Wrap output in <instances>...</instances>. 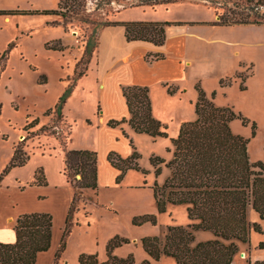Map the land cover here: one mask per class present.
Instances as JSON below:
<instances>
[{"label":"rangeland","instance_id":"obj_1","mask_svg":"<svg viewBox=\"0 0 264 264\" xmlns=\"http://www.w3.org/2000/svg\"><path fill=\"white\" fill-rule=\"evenodd\" d=\"M59 1L0 0V11L21 12L9 16L0 15V176L9 164L16 144L24 141V151L30 156L25 167L12 170L4 178L2 185L5 189L17 185L18 177H22L24 181L35 179L39 171H42L46 179H58L64 170L62 146L68 143L70 125L72 140L81 142V146H94L99 117L106 119L110 116L109 109L99 97L95 61L93 62L99 53L101 34L105 30L96 28L97 24L178 22L187 30L189 47L192 46L193 50L190 56L195 59L205 58L202 47L209 49L217 45L200 43L192 34L209 39L222 38L227 42L226 45L218 44L225 52L222 61L186 66L185 78L181 84L186 86L187 93L181 92L175 96L159 91L160 88L155 89L154 102L157 109L160 108L163 112L158 115L161 114L169 137L153 139L146 134L133 132L129 146L132 155L136 152L139 156V170L127 171L118 183L120 173L110 187L99 186L96 193L86 191L87 199L78 205V209H81V230L72 235L69 253L81 248L82 252H93L100 261L107 256L108 243L117 239L121 242L115 248L114 255L120 259L132 256L135 264H142L144 261H150L151 264H176L173 258L166 256L160 261L152 260L142 245V240L146 237L163 240L168 227L192 224L185 205L168 204L165 213L158 212L154 187L162 186L171 176V171L162 165L160 175L156 176L151 160L154 157L166 162L173 159L171 140L177 138L184 123L197 119L196 86L200 85L204 91L205 88H215L219 77L227 74L233 76L239 70L244 78L254 71L246 84L247 91L242 92L239 79L233 77L234 82L225 101L250 123L243 124L242 121L235 120L231 124L232 130L235 134L249 139L251 160L264 163V26H242L233 31L231 28L213 26L212 23L218 20L216 9L219 14L226 13L228 9H234V3H241L242 0H177L157 5L140 4V0H83L88 23L71 15L63 21L61 16L43 13L57 9ZM108 1H112V4H108ZM218 29H222L224 34H217L215 37L210 35V31ZM110 38L112 37L107 36L108 40ZM113 40L117 42L118 39L115 37ZM89 41L96 44L91 59L93 63L89 64L87 75L78 82L76 93L74 94V89L66 101L63 114L67 113L68 124L54 111L48 115L46 113L57 106L60 98L71 86L76 66L81 61ZM235 43H240L238 49L246 47L245 45L255 48L253 68L249 65L238 68L235 64L236 58L231 55L236 49ZM99 109H106L107 113L99 114ZM35 121L38 124L30 126ZM93 123L94 126H91ZM252 123L257 124L255 130ZM123 127L125 126L113 129ZM119 142L117 144L120 148L126 147L123 140ZM108 146L109 144L106 145ZM92 150L100 157L96 148ZM111 153H116L122 159L132 156L124 158L112 150L108 153V162ZM145 216H153L155 224L150 221L142 222ZM257 237L253 234L251 242L256 243ZM213 239L212 233L199 232L194 245ZM238 245L240 252L233 264H249L251 260L248 246Z\"/></svg>","mask_w":264,"mask_h":264},{"label":"trees","instance_id":"obj_2","mask_svg":"<svg viewBox=\"0 0 264 264\" xmlns=\"http://www.w3.org/2000/svg\"><path fill=\"white\" fill-rule=\"evenodd\" d=\"M105 1V0H103ZM177 0H140V4L157 5ZM107 2V1H106ZM112 4V1H108ZM234 9L219 14L214 26L264 25V0H242L234 3ZM83 0H60L57 9L43 12L50 16H61L63 21L71 15L81 22L88 23ZM20 11L4 12L0 15L20 14ZM123 26L128 42H148L155 46H163L166 42V28L171 23L162 22H108L97 24L99 30L108 27ZM92 40V38H91ZM92 44V45H91ZM92 46V47H91ZM96 44L87 42L84 55L77 64L71 86L65 91L53 111L62 119L63 109L68 97L77 87L78 82L87 75ZM155 58L163 59L157 55ZM153 57V59H155ZM242 82L246 78L236 76ZM234 82L228 78L220 82L221 87H229ZM245 90L244 85L240 88ZM198 93L195 111L197 119L184 123L177 138L172 139L173 159L170 162L154 157L151 160L156 176L161 173L162 165L170 171L171 176L162 186L155 185L154 198L157 210L165 213L167 205H185L192 224L188 226H171L167 228L164 239L146 237L142 240L145 252L152 260L160 261L163 256L173 258L176 264H233L239 254L238 244L250 247L251 232L262 233L259 225H251L248 211L252 208L264 221V163L253 162L249 155V139L233 132L231 124L240 120L249 124L241 113L231 107H219L215 103L214 93L208 96L204 89L196 86ZM169 94H175L168 90ZM130 117L129 119L111 120L112 128L129 124L137 134H146L153 139L168 138L167 127L153 115V106L148 87L130 86L123 88ZM101 109H99V112ZM34 122L30 126H36ZM252 123V128H257ZM68 143L62 146L65 157L64 174L74 189V197L63 231L60 247L53 264H60L67 248V240L72 232L74 213L80 202L87 199L85 192H97L98 189V156L89 150H69L72 126L67 133ZM24 142V141H23ZM23 142L13 148V156L0 176V187L4 178L15 168L27 165L30 156L24 151ZM113 167L120 171L117 182L129 170H139V156L135 152L130 158L122 159L116 153L108 157ZM80 176V179H78ZM36 186H47L42 171L36 173ZM142 222L155 224L153 216H145ZM141 222V223H142ZM16 242L6 244L0 242V264H36L39 254L51 248L53 234V217L48 213H34L20 216L14 226ZM198 232H210L214 239L194 245ZM121 241L112 240L106 247L107 261L103 264H135L132 256L120 259L114 250ZM127 243V241H123ZM264 250V243L259 245ZM80 264H100L96 255L82 254ZM142 264H151L144 261ZM252 264V262H249ZM254 264H264L256 262Z\"/></svg>","mask_w":264,"mask_h":264},{"label":"crops","instance_id":"obj_3","mask_svg":"<svg viewBox=\"0 0 264 264\" xmlns=\"http://www.w3.org/2000/svg\"><path fill=\"white\" fill-rule=\"evenodd\" d=\"M163 22H169L172 25L166 28L167 39L165 44L161 47L142 41L128 42L125 37V29L120 25L105 28L101 34L99 53L93 62L95 61L97 84L100 91L99 97L101 102L105 104L107 109H109L110 116L106 119H104L103 116L99 117L97 133L93 141L94 146H91V148L89 146H81V142L78 143L72 140V136L71 141L68 144L69 150L93 151L92 149L96 148L97 151L100 152V157H98V188L99 186L102 187L106 185L110 187L120 174V171L117 169L115 170L107 161L109 151L115 150L124 158L132 155L129 141L132 139V133L134 130L130 125L125 124V127L121 129H113L108 125L111 120L129 119L130 117L129 109L123 96V88L130 86L148 87L150 89L153 115L157 120L162 122L163 118L160 116L161 114L158 115V113L163 112L160 108L157 109L153 98L155 89L160 88L161 90L159 89V91L167 93L170 89L175 92V94H173L175 96H178L181 92L185 94L188 90L186 89V86L181 83L185 78L184 72L186 66L191 67L195 63L200 62L212 64L213 61H222L225 57L224 50L221 46H218V44L222 45L221 43H223V45L227 44L222 38L209 39L199 34H192L191 36L197 38L200 43L203 42L211 46L215 44L217 45V47H210L209 49H204L202 47L205 58H192L190 56V52H193L192 46L189 47L187 30L183 25H179L178 22ZM242 26L250 25L230 26L224 27V29L231 28L233 31L236 30L235 28ZM222 27L217 26L216 28ZM209 33L214 37L217 34H224L222 29L210 31ZM107 36L112 37L113 39L116 37L118 40L117 42L112 38H110L111 40H108ZM239 44L240 43L234 44L236 49H234L231 54L236 58L235 64L238 65V68L244 65H249L251 67L252 65L254 66V59H256L255 48H248V46L245 45L246 47L238 49ZM157 55L163 56V59L158 60L155 58ZM153 57L155 59H153ZM93 62L91 61L90 64ZM239 74L242 73H239L238 70L233 76L228 74L222 75L218 79L217 87L210 89L205 88V92L208 96H212L214 93L216 94L215 103L217 106L231 107V104L225 101V98L232 85L229 87H221L220 82L228 78L236 77ZM253 75L254 71H251L245 82H242V80L238 78L240 88L242 84L245 87L244 91L240 89L242 92L247 91L246 84ZM75 93L76 89L74 91V94ZM231 108L234 109V107ZM100 113L106 114V109H103V111L101 109L99 114ZM66 114L67 113L63 114V118L69 124V117H67ZM91 126H94V123ZM119 140L125 142V148L119 147ZM108 144L109 146L106 147ZM111 144H115V146ZM64 170L58 179L54 178V180H51V178L47 177V186L33 185L35 182L34 178L24 181L22 177H18L16 182L17 185L12 188L5 189L3 185L0 187L1 243L13 244L16 242L17 238L14 226L20 216L34 213H48L53 217L51 248L47 252L39 254L36 264H53L55 255L60 247L63 231L66 226L67 217L74 197V189L69 183L67 176H65ZM105 177H108L109 179H105ZM248 220L251 225L257 224L262 229V233L255 231L251 232V238L253 234H256L258 237L256 238V243L251 242L248 249L250 260L252 264L256 262H264V250L259 248V245L264 243V221L261 220L259 214H257L252 208L248 211ZM73 222L74 226L71 232L72 234L68 240L67 248L62 256L60 264H80L79 257L82 254L94 255L93 252H82L81 248L78 249V251H72V254L69 253L72 235L78 230H81V209H78L77 212L74 213ZM106 261L107 256L103 260H100L99 263L103 264Z\"/></svg>","mask_w":264,"mask_h":264},{"label":"built area","instance_id":"obj_4","mask_svg":"<svg viewBox=\"0 0 264 264\" xmlns=\"http://www.w3.org/2000/svg\"><path fill=\"white\" fill-rule=\"evenodd\" d=\"M78 178H80V176H78Z\"/></svg>","mask_w":264,"mask_h":264}]
</instances>
